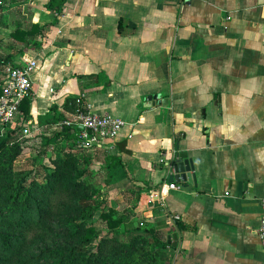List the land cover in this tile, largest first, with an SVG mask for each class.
<instances>
[{"label": "crops", "instance_id": "1", "mask_svg": "<svg viewBox=\"0 0 264 264\" xmlns=\"http://www.w3.org/2000/svg\"><path fill=\"white\" fill-rule=\"evenodd\" d=\"M54 4L0 5L4 43L19 44L18 25L47 26L38 46L12 57L38 61L23 127L52 118L54 107L65 117L89 106L122 118L114 142L84 148L79 138L78 146L106 176L109 157L123 160L107 190L168 242L176 236L165 264H264V0ZM71 97L73 112L64 106ZM179 151L193 160L195 179L170 190L167 163Z\"/></svg>", "mask_w": 264, "mask_h": 264}, {"label": "trees", "instance_id": "2", "mask_svg": "<svg viewBox=\"0 0 264 264\" xmlns=\"http://www.w3.org/2000/svg\"><path fill=\"white\" fill-rule=\"evenodd\" d=\"M55 1L50 0V3ZM46 28L32 23L25 28L18 27L11 36L16 42L25 44L24 48L33 41L34 46H38L35 38L45 34ZM10 58L8 66L18 67ZM76 100L77 97H71L64 105L65 109L75 111ZM30 105L31 99H27L21 106V114L26 118L30 114ZM52 111L54 114L48 124L65 119L58 107ZM63 130L70 139H78L79 131L72 133L68 127ZM20 132L21 127L3 129L0 124V264L158 263V248L165 252L169 246L161 227L151 223L135 225L130 215H119L111 208L101 214L108 225V235L103 236V231L92 225L97 209L103 203V193L85 180L92 174L90 157H79L73 148L64 152L58 145L54 167L44 173L45 182L33 180L28 183L26 176L16 182L13 167L23 153L24 142ZM123 166L120 157L108 158L103 168L109 177L107 184L117 179L115 171ZM124 225L132 226L131 230L127 229L130 242L121 240L124 233L120 228ZM59 230L58 234L66 240L65 245L32 250L37 241L46 240L54 234L53 231Z\"/></svg>", "mask_w": 264, "mask_h": 264}, {"label": "rangeland", "instance_id": "3", "mask_svg": "<svg viewBox=\"0 0 264 264\" xmlns=\"http://www.w3.org/2000/svg\"><path fill=\"white\" fill-rule=\"evenodd\" d=\"M3 0H0V5L2 4ZM2 21V20H1ZM3 26V25H2ZM22 25H18L15 29L20 27ZM14 29V30H15ZM2 30V29H0ZM13 30V31H14ZM0 87L3 85L5 78L7 76V69H5L9 65L8 60L12 59L14 54H20L23 50V44H11V43H4L3 38L0 35ZM10 52V53H9ZM9 53V54H8ZM9 57V58H8ZM8 58V59H7ZM14 58V57H13ZM22 115L20 116V118ZM51 119H44L42 120V123L38 125H32L30 127V136L28 137H21L23 142V153L18 157V159L14 163L13 167V173L15 175L16 182L22 178L27 177V182L31 183L33 180H37L39 182H45V172L46 170H50L54 167L53 160L56 158L55 148L59 145L63 149L64 152H67L70 150V148H73L75 153L79 155L81 158L83 157V151L78 146L79 143L76 140L70 139L67 135L64 134L65 130L62 128L60 122L54 123V124H48L47 122ZM19 124H21V136L22 131L24 128V120L19 119ZM73 131V129L71 128ZM77 131V130H74ZM79 140V137H78ZM58 143V144H57ZM64 155V154H62ZM91 175H87L85 180L89 181V183L93 184L97 189L102 190L103 193V203L100 205V207L97 209V213L94 216L92 220V225H94L97 229H100L103 231V236L108 235L109 229L107 228V223L101 218V214L103 211H107L109 208L114 209L117 211L119 215H130L132 221L134 224L144 225L147 222L142 219L141 217H137L136 213H134L131 208H127L128 204L126 203V200L121 199L117 196H113L110 191H108L106 187V179L107 176L105 175V172L99 170L95 171L92 170ZM114 197V198H112ZM101 201V200H100ZM119 201V202H118ZM117 203V205L115 204ZM118 203L120 205H123L121 208L118 207ZM124 207L126 209H124ZM87 225H90V222L87 223ZM132 229V226L130 225H124L120 228L122 231L123 236L121 237L122 241L130 242L131 238L130 235L127 234L128 230ZM53 235L46 237V240L37 241L34 245H32V250L39 249V247H48V246H55V245H65L66 240L62 235H59L60 230L58 232L53 231ZM62 237V238H61ZM169 258L168 254L164 252V250H161L158 248L157 253V264H165L168 262ZM148 264H154L152 262Z\"/></svg>", "mask_w": 264, "mask_h": 264}, {"label": "built area", "instance_id": "4", "mask_svg": "<svg viewBox=\"0 0 264 264\" xmlns=\"http://www.w3.org/2000/svg\"><path fill=\"white\" fill-rule=\"evenodd\" d=\"M38 68L37 60H29L18 67H6L7 76L0 93V124L3 129H15L20 126L21 106L27 99L34 96V85L32 76ZM34 123L27 122L26 128L22 131V138L30 136V127ZM62 128H72L79 131L81 147L102 146L114 142L121 135L125 121L110 114H99L91 110L89 106L78 108L75 112L68 114L60 122ZM21 133V132H20ZM168 175L172 172L171 164L167 163ZM170 190H180L181 186L169 184ZM162 201L165 199L161 197ZM261 223L258 228V235L261 238L264 248V198L261 199ZM180 217L178 215L169 218L168 223L174 225Z\"/></svg>", "mask_w": 264, "mask_h": 264}, {"label": "water", "instance_id": "5", "mask_svg": "<svg viewBox=\"0 0 264 264\" xmlns=\"http://www.w3.org/2000/svg\"><path fill=\"white\" fill-rule=\"evenodd\" d=\"M165 104H169V102L165 101ZM171 168L173 169V173L169 176V184H179L181 182H187L188 180L192 182V178L195 179V176L192 175L194 162L185 151H179L175 154L171 163ZM173 239L175 240L176 236H170L169 243H172Z\"/></svg>", "mask_w": 264, "mask_h": 264}]
</instances>
